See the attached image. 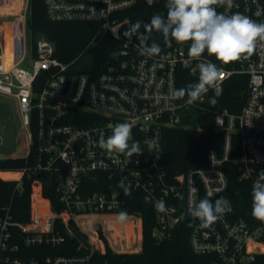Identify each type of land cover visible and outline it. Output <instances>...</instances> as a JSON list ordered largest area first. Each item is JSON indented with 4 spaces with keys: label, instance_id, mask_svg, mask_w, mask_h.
Wrapping results in <instances>:
<instances>
[{
    "label": "built area",
    "instance_id": "1",
    "mask_svg": "<svg viewBox=\"0 0 264 264\" xmlns=\"http://www.w3.org/2000/svg\"><path fill=\"white\" fill-rule=\"evenodd\" d=\"M141 1L44 0L51 22H94L99 24V34L114 39L118 47L108 54L103 68L79 71L78 63L88 57L94 41L69 63L55 56V44L43 36L36 44L29 39L28 53V0L18 28H11L9 58L0 44V97L17 103L29 139L28 154L16 157L25 160V167L0 170V180L16 184L8 200L0 196V264H99L94 256L106 253L104 238L114 253L142 251L141 216L127 214L125 220H118L124 205L118 193L83 196L80 186L89 173L117 175L121 185L143 191L156 212L154 236L163 240L176 229L191 203L203 198L212 201L227 191L225 165L237 167L241 179L252 182L264 171V48L260 46L264 42L257 40L251 55L234 61L235 71L220 67L205 52L201 59L216 64L221 77L202 101L187 104V97L172 99V93L198 81L199 72L193 74L192 69L199 61L188 55L191 42L175 46L161 59L141 56L140 44L122 35L127 20H121L120 13ZM214 7L225 15L240 13L264 23V0H234L230 9ZM235 72L247 75L249 86L239 113L214 112L213 128L224 136L222 148L209 150L206 165L169 177L162 167L164 132L185 127L199 112L209 113V99L223 95L225 82ZM117 123L132 126V141L140 142L141 155L129 157L99 147L100 136L107 139ZM0 139L3 146L4 139ZM146 141L155 143L152 152ZM42 172L57 176L60 202L65 207L60 213L44 196L43 182L37 178ZM27 181L30 215L27 221H19L13 211L14 199L16 194L24 195ZM160 199L166 202L167 212L156 210L155 202ZM71 222L87 236V251L38 258L40 248H55L73 235ZM58 223L66 235L57 228ZM91 226L103 230L95 233ZM112 231L120 234V242L110 238ZM190 246L196 255L213 257L212 264H255L264 255V221L254 227L237 218L230 205V211L209 227H201L200 221L194 225Z\"/></svg>",
    "mask_w": 264,
    "mask_h": 264
},
{
    "label": "trees",
    "instance_id": "2",
    "mask_svg": "<svg viewBox=\"0 0 264 264\" xmlns=\"http://www.w3.org/2000/svg\"><path fill=\"white\" fill-rule=\"evenodd\" d=\"M155 14L166 17L165 0H153L151 5L147 0H142L131 9L121 12L120 19L127 20L123 27V37L128 38L125 33L131 25L137 21H143L144 24H147ZM27 32L34 44L42 36L53 42L56 46L55 56L65 63L73 61L88 44L94 41V45L89 49L87 55L90 57V61L88 63L84 61L78 63L80 72H89L94 68L105 67L108 54L118 47V44L110 35L99 34V24L97 23L51 22L46 14L44 0H28ZM143 32L142 27L140 33ZM130 40L140 44L138 36H132ZM153 42L160 45L161 55L180 45L173 40L172 46L167 47L160 32L151 34L148 43ZM211 58L220 67L234 71L237 69L235 62L222 64L215 56H211ZM248 86V76L235 72L225 82L223 95L219 98L216 97L218 103L215 106L210 103L207 104L209 113L199 112L194 120L187 122L185 127L168 129L164 132L162 167L169 177L206 165L209 150L211 148H222L224 136L213 128L214 112L227 109L231 113H239L245 104ZM24 167L25 160L22 158L8 157L0 159V170L2 171L20 170ZM225 171L229 180V187L224 194L212 201L214 202L220 197L226 198L230 201L237 218L246 220L254 227L259 225L260 220L252 216L251 192L253 182L242 180L239 169L233 165H225ZM7 175L3 174L4 177ZM37 178L42 180L44 196L50 199L54 211L62 212L65 207L60 202V193L58 192L60 183L57 176L42 172ZM15 185L14 182L0 180V196L8 200L14 193ZM24 186V195L19 197L16 194L14 199L13 211L19 221H27L30 215V182L27 181ZM126 189L130 192V195L125 194ZM80 193L85 197L96 193L107 195L118 193L120 199L124 202L120 212L138 214L142 218V251L140 253H114L104 238L107 248L106 253L95 254L94 256L99 264H212L213 257L196 255L192 251L190 234L199 220H193L187 214V210H183L181 221L172 234L163 240H158L154 236L157 223L153 206L146 202L143 191L121 185L117 175L110 176L107 173L100 172L89 173L83 178ZM70 226L73 235L67 236L65 243L55 248L44 246L40 248L42 253L36 254L37 257L43 258L47 255L73 256L86 252L88 247L87 236L80 231L74 222H71ZM57 228L66 235L60 223L57 224ZM255 264H264V255L258 256Z\"/></svg>",
    "mask_w": 264,
    "mask_h": 264
},
{
    "label": "clouds",
    "instance_id": "3",
    "mask_svg": "<svg viewBox=\"0 0 264 264\" xmlns=\"http://www.w3.org/2000/svg\"><path fill=\"white\" fill-rule=\"evenodd\" d=\"M149 5L153 0H147ZM234 0H165L167 15L155 14L147 24L137 21L131 25L125 35L131 39L138 36L140 41L139 54L147 57H160L162 49L159 44L148 41L153 32L163 35L167 47L172 46L175 40L178 44L190 43L188 55L199 61L192 69L193 74L199 72L198 81L190 83L187 87L175 89L172 99H186L187 104L202 101L209 90L220 79L222 70L216 64L201 59L207 52L208 56H215L222 64H228L240 60L245 54L251 55L256 48L257 40L264 42V23H257L248 16L240 13L225 15L217 11L216 7L231 8ZM144 32L141 34L140 29ZM264 48V43L260 45ZM246 58V57H245ZM215 106L218 103L216 97L208 101ZM132 126L128 123H117L112 126V134L105 139L100 136L98 144L108 152H115L131 157L141 155L144 150L139 141H132ZM148 151L152 152L155 143L147 142ZM126 195L130 192L126 189ZM211 195V193H209ZM252 216L264 221V171H261L252 184ZM157 211L167 212L166 202L163 199L155 202ZM230 211V201L224 197L214 202L208 198L201 199L199 203H191L187 214L193 220H199L201 227H209L225 212ZM127 213L121 211L117 214L120 221L125 220Z\"/></svg>",
    "mask_w": 264,
    "mask_h": 264
},
{
    "label": "rangeland",
    "instance_id": "4",
    "mask_svg": "<svg viewBox=\"0 0 264 264\" xmlns=\"http://www.w3.org/2000/svg\"><path fill=\"white\" fill-rule=\"evenodd\" d=\"M27 0H0V5H20V8H15L9 12H0V24L6 22L3 27H0V31L5 29L4 37V50L5 52L12 47L11 41V27L9 22L18 21L20 18V12L23 4H26ZM15 5V6H16ZM8 22V23H7ZM22 36V33H21ZM27 52H31L30 35L28 34ZM89 57L84 58L82 61L86 62ZM81 61V62H82ZM0 137L4 139V145L0 146V157H24L29 152V139L28 134L22 126L17 103L8 97H0ZM1 140V139H0ZM18 140V144L15 141ZM93 232H102V226H91ZM115 232H111L108 235L116 242H120V234L114 235Z\"/></svg>",
    "mask_w": 264,
    "mask_h": 264
},
{
    "label": "crops",
    "instance_id": "5",
    "mask_svg": "<svg viewBox=\"0 0 264 264\" xmlns=\"http://www.w3.org/2000/svg\"><path fill=\"white\" fill-rule=\"evenodd\" d=\"M15 5H16V4H15ZM15 5H13V4H11V5H7V4H5V5H0V12H1V13H3V12L5 13V12H9V11H11V10H14L15 8H20V7H21V4L18 5V6H17V5L15 6ZM24 6H25V3L23 4V7H22L21 12H20V15H21V13H22V11H23V9H24ZM20 15H19V16H20ZM18 21H19V20H18ZM18 21L16 20L15 22H9V23L12 25V27H13V26H16V28H18V26H19ZM7 23H8V22H7ZM5 24H6V22L0 24V27H3ZM12 27H11V28H12ZM4 33H5V29H3V30L0 31V44H4V43H5ZM11 48H12V47H11ZM0 51H1V49H0ZM10 53H11V49L5 52V56H6V58H9V57H10Z\"/></svg>",
    "mask_w": 264,
    "mask_h": 264
}]
</instances>
